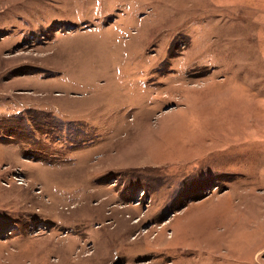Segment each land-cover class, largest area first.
Segmentation results:
<instances>
[{
    "label": "rangeland",
    "instance_id": "obj_1",
    "mask_svg": "<svg viewBox=\"0 0 264 264\" xmlns=\"http://www.w3.org/2000/svg\"><path fill=\"white\" fill-rule=\"evenodd\" d=\"M0 264H264V0H0Z\"/></svg>",
    "mask_w": 264,
    "mask_h": 264
}]
</instances>
